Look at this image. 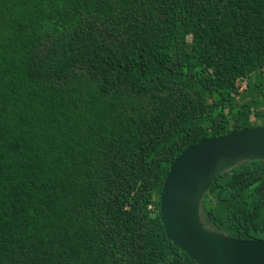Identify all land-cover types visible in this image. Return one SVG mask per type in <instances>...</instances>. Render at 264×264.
Returning <instances> with one entry per match:
<instances>
[{"label":"trees","instance_id":"trees-1","mask_svg":"<svg viewBox=\"0 0 264 264\" xmlns=\"http://www.w3.org/2000/svg\"><path fill=\"white\" fill-rule=\"evenodd\" d=\"M264 125V0H0V264H196L159 195L189 145ZM205 226L264 238V160Z\"/></svg>","mask_w":264,"mask_h":264},{"label":"water","instance_id":"water-1","mask_svg":"<svg viewBox=\"0 0 264 264\" xmlns=\"http://www.w3.org/2000/svg\"><path fill=\"white\" fill-rule=\"evenodd\" d=\"M253 160H264V125L200 139L169 166L159 195L160 220L166 238L196 264H264V238H235L205 226L200 215L213 178Z\"/></svg>","mask_w":264,"mask_h":264}]
</instances>
